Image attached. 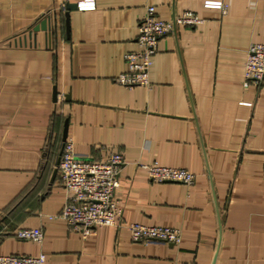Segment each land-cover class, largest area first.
<instances>
[{"label":"crops","instance_id":"1","mask_svg":"<svg viewBox=\"0 0 264 264\" xmlns=\"http://www.w3.org/2000/svg\"><path fill=\"white\" fill-rule=\"evenodd\" d=\"M0 0V254H46L45 264H264V81L244 75L264 43V0ZM161 19L203 20L159 40L151 87L116 76L136 51L147 5ZM52 11L54 30L36 28ZM55 88L58 91L54 98ZM78 155L125 157L116 189L122 226L89 236L59 214L57 160L65 120ZM140 162L186 168L191 185L155 182ZM55 174V175H54ZM177 227L181 242L134 240L130 223ZM41 228L42 242L18 228Z\"/></svg>","mask_w":264,"mask_h":264},{"label":"built area","instance_id":"2","mask_svg":"<svg viewBox=\"0 0 264 264\" xmlns=\"http://www.w3.org/2000/svg\"><path fill=\"white\" fill-rule=\"evenodd\" d=\"M208 7L220 8L227 12V4L223 0H205ZM96 0H78L79 9H92ZM54 14L49 11L44 18L50 19V34L54 30L52 19ZM202 18L192 10H185L172 19H161L156 14L154 4L147 5L145 15L138 24L137 43L139 49L124 55L128 69L116 76V81L126 87H151L150 68L152 57L158 50L159 40L173 32L177 26H195ZM245 78L256 84L264 81V43H251L245 61ZM126 163L120 152H111L106 160L82 157L77 154L74 142L67 139L58 164L61 185L66 191V202L60 216L69 226L86 237L104 225L122 226L123 209L120 206L116 189L120 185L119 174ZM146 168L151 180L155 182L178 181L191 185L196 174L186 168L161 165L157 162L139 163ZM128 228L134 240L143 242L163 241L173 244L181 242V232L177 227L162 225H146L130 223ZM19 239L42 242L41 228H18L14 232ZM46 254H0V264H45ZM173 264H184L178 261Z\"/></svg>","mask_w":264,"mask_h":264},{"label":"water","instance_id":"3","mask_svg":"<svg viewBox=\"0 0 264 264\" xmlns=\"http://www.w3.org/2000/svg\"><path fill=\"white\" fill-rule=\"evenodd\" d=\"M78 6H77V3L76 2H67V8H66V11H65V17H66V32H67V35L70 36V12L71 10H74L76 9ZM36 28H42L46 31H49L50 29V19L49 18H44L40 24L38 26H36ZM57 95H58V91L57 89L55 88L54 90V98H57ZM68 127H69V120L66 119L65 120V124H64V130H63V135H62V148H61V151H60V154H59V158L57 160V164H59L60 162V158H61V154H62V151H63V146L68 138ZM58 170L56 169L55 170V174H57ZM54 174V175H55Z\"/></svg>","mask_w":264,"mask_h":264}]
</instances>
